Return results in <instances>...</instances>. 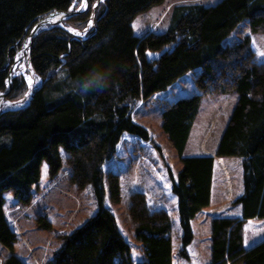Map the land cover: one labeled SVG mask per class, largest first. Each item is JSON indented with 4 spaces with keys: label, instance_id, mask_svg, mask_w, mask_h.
Instances as JSON below:
<instances>
[{
    "label": "trees",
    "instance_id": "trees-1",
    "mask_svg": "<svg viewBox=\"0 0 264 264\" xmlns=\"http://www.w3.org/2000/svg\"><path fill=\"white\" fill-rule=\"evenodd\" d=\"M73 1L0 0V91L32 26ZM95 1L63 23L83 28L92 14L93 27L84 38L73 37L62 24L34 34L30 65L41 82L24 105L0 110V245L6 250L0 264H26V255L17 252L23 233L11 222L21 213L19 206L8 213L6 207L26 208L42 172L53 178L64 165L67 186L89 189L95 210L63 234L55 233L48 213L35 217L38 229L60 240L52 247L46 241L53 251L44 264H173V220L166 209H151L138 190L129 194L127 208L143 252L134 262L104 203V178L112 203L120 199V184L115 173L104 174L103 163L124 132L150 140L146 127L131 118L133 105L193 70L196 92L169 101L160 113L161 129L181 163L175 179L168 171L177 198L179 255L187 256L191 220L210 203L214 162L212 155H184L185 144L201 98L233 93L236 100L214 155L242 159L243 192L234 200L241 216L211 217L210 264H264V239L243 245L245 220L264 219V59L256 56L249 34L228 39L243 20L249 33H264V0L175 4L163 31L142 35L134 32L133 20L163 0H100L92 10ZM147 51L158 55L148 58ZM26 88L22 75H15L6 98L16 100Z\"/></svg>",
    "mask_w": 264,
    "mask_h": 264
},
{
    "label": "rangeland",
    "instance_id": "rangeland-1",
    "mask_svg": "<svg viewBox=\"0 0 264 264\" xmlns=\"http://www.w3.org/2000/svg\"><path fill=\"white\" fill-rule=\"evenodd\" d=\"M99 1L100 0H96L93 3L91 6L92 10L95 9V6ZM214 1L216 0H163V2L159 5L153 6L135 17L132 23L134 32L137 35H142L149 31H163L168 24L172 6L175 4L197 2L209 4ZM81 3L82 0H75L69 8L72 10L76 9L81 5ZM88 5L87 8H85V5H83L82 8L86 10L89 7ZM92 18L93 15L91 14L83 28L72 24L63 25L65 19H62L60 24H62L73 37L84 38L88 31L93 27ZM245 34L250 35L251 45L256 56L260 59H264V55H261L264 53V33H249L248 24L245 20L241 21L234 28L228 39H237ZM24 41H26L25 38L22 43ZM146 54L148 58H154L157 57L158 52L147 51ZM28 64L29 61L26 58L25 51L24 58L18 61L15 65L13 74L22 75V78L26 83V90H28H25L23 95L16 100H9L6 97L2 99L5 100L7 104L0 108L1 110L22 106L27 101L33 89L40 84V76H38L33 71L30 64ZM195 73V70L187 72L184 76L173 82L169 87L158 94L152 95L151 98L146 99L143 103L141 99L138 100L133 105L131 114H134V118L137 121L145 124V127L149 132L150 140L146 141L141 138H134L131 137V135L125 134L123 141L128 142V144L132 143L133 148L126 146L124 152L120 150L122 153H114L103 163L104 174L107 172L115 173L118 176L119 184L122 185V188H120L119 201L112 203L108 198L107 185L104 178V202H106L113 211L119 229L128 239L129 244L131 245V256L134 262L142 259L143 252L141 244L134 239L132 226L127 212L129 194L134 191L132 189H146V199L149 204L151 203L150 205L163 203L167 207V211L170 216L174 217V219H176L177 216V212L172 208V198L169 196L167 190L169 187L168 171L170 170L173 173H176L178 167L180 168L181 163L174 148L167 141L166 134L161 129L159 107L165 106L172 99H177L181 96L190 95L196 92V88L193 83ZM29 81H32L31 86L29 85ZM223 94L228 95L223 96ZM231 96H233V93L217 92L201 98V101H204L200 104V110H198L193 120L194 126L192 123L193 128L190 131L188 145L186 146L184 155H188L190 154L189 152H193L192 150L198 149L196 141L198 142L200 136H206L205 142H203L206 147H211L215 144L224 129L223 126L227 122L226 120H228L226 119L227 113L231 110L232 105L234 104ZM208 100L211 101V103H209L211 109L208 108L209 110H203L204 107H208L205 106L207 103L206 101ZM215 110L217 111L215 112ZM211 112H213L212 115L217 113V119L214 125H212L209 121L205 122L204 119L205 115L209 117ZM205 128L208 129L205 130ZM122 155H124L123 159L121 158ZM122 160H125L124 167L121 163ZM66 169H68V167L64 165L53 178H47L46 172H42V180L33 189L31 202L26 206V208H21L20 204L12 205V203L6 207V213L17 209L18 206V211L22 212V210H24L22 215H24L25 218L20 217L12 220L11 222L14 229L23 233L21 236L22 239L19 241L20 247L17 252L23 257L26 255L27 264H44V260H46V258L49 257L50 253L53 251V249L48 251L50 245L46 248L45 244L47 240L50 239V243H52L51 247L55 241L58 244L60 243V240L57 238L54 240V236L51 231L41 230L35 226V217L39 213H48V215L51 216L50 219L52 218L51 221L54 225V231H56L55 233L63 234L69 232L95 210V202L89 189L76 192L71 186H67L66 179L68 174ZM119 174L122 176L120 177ZM50 203L52 204L50 205ZM42 205H47L48 209H44L41 207ZM173 223L172 262L173 264H181L182 259L179 258L180 226L177 220H173ZM5 254L6 250L0 245V263ZM202 258L203 257H201V259Z\"/></svg>",
    "mask_w": 264,
    "mask_h": 264
},
{
    "label": "crops",
    "instance_id": "crops-1",
    "mask_svg": "<svg viewBox=\"0 0 264 264\" xmlns=\"http://www.w3.org/2000/svg\"><path fill=\"white\" fill-rule=\"evenodd\" d=\"M182 76H184V74ZM182 76H180L179 78H181ZM159 92H161V91H159ZM159 92H157L155 94H158ZM155 94H153V95H155ZM224 95L226 96L228 94H223V96ZM149 98H151V97H148L146 99H149ZM231 98H232L233 103H234L236 96L233 94V96H231ZM146 99H141L142 103ZM203 101L204 100H202L200 104H202ZM206 102L207 103L205 104V106H208V107H204L203 110L208 109V108L211 109V107L209 105V103H211V101L208 100ZM200 104H199L198 110H200ZM163 107L162 106L159 107L160 113H161ZM232 107H233V105H232ZM198 110H197V112H198ZM213 111H214V109H213ZM216 111L217 110H215V112ZM230 111L227 113L226 119H228V117L230 115ZM212 113L213 112L210 113L209 117H207L205 115L204 119H205V122L209 121L212 125H214L216 123L217 113H215L213 115H212ZM131 118L133 119V121L140 123V124L145 126V124L143 122L141 123L134 118V114H131ZM225 124H224V126H225ZM193 126H194V123H193ZM192 128L193 127L191 126L190 131L192 130ZM206 129H208V128H205V130ZM125 134L131 135V137H134V138L137 137V136L132 135L130 133L124 132L122 134L120 140L116 144L115 154H120L119 152H121V151L124 152V149L126 148V146H130V147L133 146L132 143L128 144V142L123 141ZM189 135H190V132H189ZM189 135H188V138H187V141L185 144L184 151H186V146L188 145ZM220 135H219V137H220ZM205 137H203V136L199 137L198 142L196 141V143L198 145V149L192 150L193 152H189L190 154H188L187 156L212 155L214 157V162H213V167H212V176H211L210 203H209L208 207H206L205 209L200 211L191 220V228L193 231V237H192L191 242L185 247L187 256L184 257V256L179 255V258L182 259L181 264H210L209 263L210 262L209 229H210L211 217L214 215L241 216L240 204L235 203L234 200L243 192L242 163H241L242 159L240 157H219V156H215L214 153H215L216 146L218 144L219 137L216 140L215 144L211 147H206L203 144V142H205ZM123 157H124V155L121 156L122 159H123ZM124 161L125 160L121 161L123 167H124ZM178 169H179V167H178ZM178 169H177V172H178ZM170 172H171V175L173 176V178L175 179L177 172L176 173H173L172 171H170ZM121 176L122 175H120V177ZM168 179H169V185H168L169 187L167 188L168 194L172 198L171 199V201L173 203L172 208L175 209V211L177 212V198H176L175 194L171 191V183H170L169 176H168ZM121 186L122 185L120 184V188H122ZM132 190H138V191L144 192L145 195L147 194L146 189L133 188ZM104 203H106V202H104ZM148 204H149V202H148ZM105 205H107V203ZM150 207H151V209L164 208V209L168 210L167 207L163 203H159L157 205H150ZM16 214H17V218H20V217L25 218L24 215H22V212L21 213L15 212V215ZM176 215H177L176 219H174V217L171 216L172 220L178 221V214H176ZM124 237H125V235H124ZM263 239H264V219H260V218H256V217L246 219L244 222V225H243V245H244V247L250 248L251 246L259 243ZM127 241H128V239H127ZM19 256H21V255L19 254ZM21 257H23V256H21ZM201 257H203V258L201 259ZM36 263H38V262H36ZM26 264H27V262H26Z\"/></svg>",
    "mask_w": 264,
    "mask_h": 264
},
{
    "label": "water",
    "instance_id": "water-1",
    "mask_svg": "<svg viewBox=\"0 0 264 264\" xmlns=\"http://www.w3.org/2000/svg\"><path fill=\"white\" fill-rule=\"evenodd\" d=\"M83 5H85V8H87L88 5V0H82L81 5L76 8V9H67V10H54L47 14L46 16L40 18L30 29L29 33L25 37V40L20 48L16 52V57L13 59V62L8 66L7 69V76H6V86L5 89L0 91V100L4 99L9 92L12 84V78L15 74L12 73V66L16 65L18 61L24 58V53L26 51V58L28 61H30V52H31V43H32V38L34 34L40 29L43 28L47 25H54V24H59L62 19H65L71 15L80 13L84 11ZM52 16H56L55 19H49V17L52 18Z\"/></svg>",
    "mask_w": 264,
    "mask_h": 264
},
{
    "label": "bare ground",
    "instance_id": "bare-ground-1",
    "mask_svg": "<svg viewBox=\"0 0 264 264\" xmlns=\"http://www.w3.org/2000/svg\"><path fill=\"white\" fill-rule=\"evenodd\" d=\"M56 18V16H52V18L51 17H49V19H55ZM29 65V64H28ZM31 66V65H30ZM15 70V65H13L12 66V73H13V71ZM7 75V74H6ZM30 79V78H29ZM28 90V89H27ZM26 90V91H27ZM32 90V89H31ZM29 98H30V96L28 97V99H27V101L29 100ZM7 104V102L5 101V100H0V108H2V107H4L5 105ZM1 110V109H0ZM113 212V211H112ZM114 214V213H113ZM210 263V262H209Z\"/></svg>",
    "mask_w": 264,
    "mask_h": 264
},
{
    "label": "snow or ice",
    "instance_id": "snow-or-ice-1",
    "mask_svg": "<svg viewBox=\"0 0 264 264\" xmlns=\"http://www.w3.org/2000/svg\"><path fill=\"white\" fill-rule=\"evenodd\" d=\"M261 55H264V53H262ZM31 84H32V81H29V85L31 86Z\"/></svg>",
    "mask_w": 264,
    "mask_h": 264
}]
</instances>
